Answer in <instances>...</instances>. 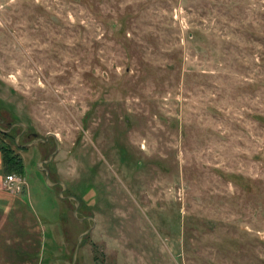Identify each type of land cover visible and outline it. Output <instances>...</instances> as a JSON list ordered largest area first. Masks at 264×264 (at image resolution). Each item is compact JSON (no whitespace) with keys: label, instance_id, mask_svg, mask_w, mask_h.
I'll use <instances>...</instances> for the list:
<instances>
[{"label":"rangeland","instance_id":"obj_1","mask_svg":"<svg viewBox=\"0 0 264 264\" xmlns=\"http://www.w3.org/2000/svg\"><path fill=\"white\" fill-rule=\"evenodd\" d=\"M14 122L0 264H264V0H0Z\"/></svg>","mask_w":264,"mask_h":264},{"label":"water","instance_id":"obj_2","mask_svg":"<svg viewBox=\"0 0 264 264\" xmlns=\"http://www.w3.org/2000/svg\"><path fill=\"white\" fill-rule=\"evenodd\" d=\"M15 124L21 125L22 128H23V130L26 129V125L23 124V123H21V122H14V123L11 125V127L8 128V129L2 128V127L0 126V129L3 130V131H9V130H11V128H12ZM51 136H53V137L55 138V141H56V148H55V149H54V150L48 155L47 158L40 160V164H41V168L44 169L45 172H46V177H47V181H48V183H50V184H60L61 187H62V188H61V195H62V196H65V195H64V190L67 189V184L65 183V181H63V180H59V181H54V180H52L51 177H50V171H49V168L46 167V166H44L45 163H48V162L54 157L55 153L58 152V150H59V148H60V142H59V140H58V138H57L56 133H55V132H52V131L47 132V134H46L45 136H37V137H35L34 139H32V140L26 142L24 145H31V144H33V143H35V142H38V141H48L49 138H50ZM66 196L69 197V198H73V199L76 200V208H75L74 212H75L76 215H78V208H79V205H80V199H79L76 195H74V194H68V195H66ZM86 217H87L88 219L93 220V224H92L89 228L85 229V230L79 235L78 242H77V245H76V247H75L74 254H73V261H72V264H76L77 256H78V251H79V248H80L81 241H82L83 237H84L85 234H87V233L93 228V226L95 225V217H94L93 215H88V216H86Z\"/></svg>","mask_w":264,"mask_h":264},{"label":"trees","instance_id":"obj_3","mask_svg":"<svg viewBox=\"0 0 264 264\" xmlns=\"http://www.w3.org/2000/svg\"><path fill=\"white\" fill-rule=\"evenodd\" d=\"M0 149L4 151L2 159L6 173L18 172L23 174L24 164L22 158L10 147H7V149L0 147Z\"/></svg>","mask_w":264,"mask_h":264},{"label":"built area","instance_id":"obj_4","mask_svg":"<svg viewBox=\"0 0 264 264\" xmlns=\"http://www.w3.org/2000/svg\"><path fill=\"white\" fill-rule=\"evenodd\" d=\"M25 183V180L18 176L16 173L6 174L5 184L7 188L20 192L23 189Z\"/></svg>","mask_w":264,"mask_h":264},{"label":"crops","instance_id":"obj_5","mask_svg":"<svg viewBox=\"0 0 264 264\" xmlns=\"http://www.w3.org/2000/svg\"><path fill=\"white\" fill-rule=\"evenodd\" d=\"M0 151H1V149H0ZM3 173H5V176H4V181H5V177H6V171H5V168H4V164H3V159H2V155L0 154V175H2ZM18 175V174H17ZM23 175V174H22ZM19 176V175H18ZM0 178H1V176H0ZM22 179H24L23 177H21ZM25 180V179H24ZM1 182V181H0ZM26 182V181H25ZM5 183V182H4ZM0 185H1V183H0ZM25 185H26V183H25ZM25 185H24V187L23 188H25ZM3 188V187H2ZM2 188H0V195L1 196H4V194H6L5 193V189L6 188H4V189H2ZM23 190V189H22ZM14 191V190H13ZM13 193H17V191H15V192H13ZM14 196V195H13ZM14 197H16V194H15V196Z\"/></svg>","mask_w":264,"mask_h":264}]
</instances>
